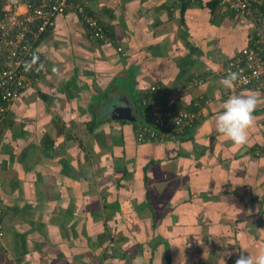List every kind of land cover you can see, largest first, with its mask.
I'll list each match as a JSON object with an SVG mask.
<instances>
[{
  "label": "crops",
  "instance_id": "crops-1",
  "mask_svg": "<svg viewBox=\"0 0 264 264\" xmlns=\"http://www.w3.org/2000/svg\"><path fill=\"white\" fill-rule=\"evenodd\" d=\"M177 1L84 0L106 42L73 13L41 37L39 82L0 123V264H220L224 252L235 264L264 252V104L245 146L214 129L228 96L255 91L218 83L251 24ZM154 84L183 88L173 109L207 104L189 133L140 144L116 113L139 115Z\"/></svg>",
  "mask_w": 264,
  "mask_h": 264
},
{
  "label": "built area",
  "instance_id": "built-area-1",
  "mask_svg": "<svg viewBox=\"0 0 264 264\" xmlns=\"http://www.w3.org/2000/svg\"><path fill=\"white\" fill-rule=\"evenodd\" d=\"M195 1V0H186ZM258 6L262 0H254ZM182 3L181 0L177 1ZM223 8L236 12L240 19L251 24L249 41L235 55L230 57L220 72L224 78L228 71L242 70L243 82L234 89H254L264 92V19L250 6L247 0H219ZM75 14L82 21L90 40L106 42L107 38L98 20L85 8L84 0H0V121L10 105L19 100L24 91L39 82L42 59L39 41L54 27L59 15ZM31 70L26 62L34 61ZM198 81H191L188 86ZM181 87H167L154 84L143 96V105L149 108L150 124L134 130L135 140L140 143L175 141L184 127L202 116L206 99L193 100V110L173 109L172 105ZM259 156H264V142L259 145ZM1 187V179H0ZM2 203L0 201V251L3 238Z\"/></svg>",
  "mask_w": 264,
  "mask_h": 264
},
{
  "label": "clouds",
  "instance_id": "clouds-1",
  "mask_svg": "<svg viewBox=\"0 0 264 264\" xmlns=\"http://www.w3.org/2000/svg\"><path fill=\"white\" fill-rule=\"evenodd\" d=\"M34 61L26 62V70H31ZM44 70L41 64L39 69ZM246 80L240 71H228L226 76L218 81L219 85L226 89H234L237 83ZM202 87L207 85L202 84ZM264 104V96L259 91L248 90L243 94H233L228 96L222 103L221 111L214 119V129L226 139L237 146H245L248 143V130L255 125L256 118L253 115L257 107ZM238 211V210H237ZM232 253L224 252L223 256H231ZM220 258V264H225V260ZM235 264H264V252L258 255H245L244 252L238 256Z\"/></svg>",
  "mask_w": 264,
  "mask_h": 264
},
{
  "label": "trees",
  "instance_id": "trees-1",
  "mask_svg": "<svg viewBox=\"0 0 264 264\" xmlns=\"http://www.w3.org/2000/svg\"><path fill=\"white\" fill-rule=\"evenodd\" d=\"M181 1H182V4H183L182 8H184L185 6L192 5V4L200 5L199 1H201V0H195V1L181 0ZM247 1L250 3V6L253 9L256 10V12L261 14L262 19H264L263 18V15H264V0H262V3H261L260 6H258L257 3L254 0H247ZM206 6L209 7L211 13H215L218 10H220V11L223 10L224 12L229 13L231 15H236V12H234L233 10L227 9V8H223L220 5L219 0H207ZM142 99H143V96L135 99V105L137 107V111H138L139 115L141 116V118L143 119V121L142 122H133L132 124L134 125V130L136 128H140L142 125H149L150 124L149 108L147 106L143 105ZM189 107L190 108L188 109V111L194 109L193 101H191L189 103ZM198 120H194L191 124H189L186 127H184L183 132L185 134L189 133L192 130V128L195 126L194 124H196L198 122ZM1 121H0V123H1ZM165 140H167V139H165Z\"/></svg>",
  "mask_w": 264,
  "mask_h": 264
},
{
  "label": "water",
  "instance_id": "water-1",
  "mask_svg": "<svg viewBox=\"0 0 264 264\" xmlns=\"http://www.w3.org/2000/svg\"><path fill=\"white\" fill-rule=\"evenodd\" d=\"M116 118L125 119L130 122L142 121V118L138 114H132V112L127 108H120L116 113Z\"/></svg>",
  "mask_w": 264,
  "mask_h": 264
}]
</instances>
